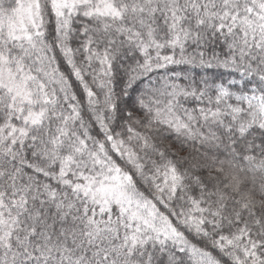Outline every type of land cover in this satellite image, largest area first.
<instances>
[{"label":"snow or ice","instance_id":"snow-or-ice-1","mask_svg":"<svg viewBox=\"0 0 264 264\" xmlns=\"http://www.w3.org/2000/svg\"><path fill=\"white\" fill-rule=\"evenodd\" d=\"M0 264H264V0H0Z\"/></svg>","mask_w":264,"mask_h":264}]
</instances>
